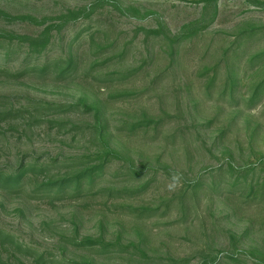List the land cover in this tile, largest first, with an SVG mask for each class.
Wrapping results in <instances>:
<instances>
[{
	"label": "rangeland",
	"instance_id": "rangeland-1",
	"mask_svg": "<svg viewBox=\"0 0 264 264\" xmlns=\"http://www.w3.org/2000/svg\"><path fill=\"white\" fill-rule=\"evenodd\" d=\"M0 175V264H264V0H0Z\"/></svg>",
	"mask_w": 264,
	"mask_h": 264
},
{
	"label": "trees",
	"instance_id": "trees-1",
	"mask_svg": "<svg viewBox=\"0 0 264 264\" xmlns=\"http://www.w3.org/2000/svg\"><path fill=\"white\" fill-rule=\"evenodd\" d=\"M25 40H27L28 42H30V44H29V46H30L29 50H32V49H35L36 48V49H39V51H43V50H46L47 49L48 44H49V39L46 37V34L44 35V37H40L38 39L30 40V39L25 38ZM38 53H40V52H38ZM72 63L73 62H69L68 65L70 66V64H72ZM43 68H44L43 69V72H44V70L47 69V67H43ZM107 151H108L107 154H106L107 157L114 155V154L111 153V150L110 149H108ZM91 174L94 175L95 172H92ZM90 176L92 177V175H90ZM0 177H1V175H0ZM9 178H10V181L11 182H14V183H12L13 186H14V185H17L18 184V182H19V180H20L21 177L18 176L16 178H14V175H13L12 177H9ZM73 182L74 181L72 180V183ZM64 186H66V182H65V185ZM64 186H62V187H64Z\"/></svg>",
	"mask_w": 264,
	"mask_h": 264
}]
</instances>
